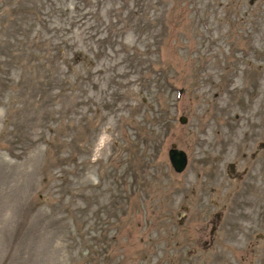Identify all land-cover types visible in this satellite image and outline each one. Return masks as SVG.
Here are the masks:
<instances>
[{
    "label": "rangeland",
    "instance_id": "1",
    "mask_svg": "<svg viewBox=\"0 0 264 264\" xmlns=\"http://www.w3.org/2000/svg\"><path fill=\"white\" fill-rule=\"evenodd\" d=\"M0 264H264V0H0Z\"/></svg>",
    "mask_w": 264,
    "mask_h": 264
},
{
    "label": "water",
    "instance_id": "2",
    "mask_svg": "<svg viewBox=\"0 0 264 264\" xmlns=\"http://www.w3.org/2000/svg\"><path fill=\"white\" fill-rule=\"evenodd\" d=\"M187 119L188 117L186 115L180 116V120L182 122H186ZM169 157L171 159L174 168L177 171H182L186 168L188 164V154L186 150L177 147L175 143H173V146L169 150Z\"/></svg>",
    "mask_w": 264,
    "mask_h": 264
},
{
    "label": "flooded vegetation",
    "instance_id": "3",
    "mask_svg": "<svg viewBox=\"0 0 264 264\" xmlns=\"http://www.w3.org/2000/svg\"><path fill=\"white\" fill-rule=\"evenodd\" d=\"M240 177H242V176H240ZM247 192H245L244 194H246ZM236 196H237V194H236ZM247 195H241V194H239V197H238V199H237V205L239 206V208H241V205L240 204H244V201H240V199H245V197H246ZM256 204V203H255ZM217 216H218V218H220V219H216L215 221H214V224H213V228H212V233H213V236L214 235H216V232L218 231V226L220 225V223H221V218H222V216H221V214L220 213H217ZM239 220L237 221V229L236 228H234V231H235V229L236 230H239V227L241 226L239 223ZM229 226H230V224H229ZM225 228H227L226 226H225ZM213 240H214V242L216 241V239H214V237H213ZM217 242H218V240H217ZM250 242H253V241H250Z\"/></svg>",
    "mask_w": 264,
    "mask_h": 264
}]
</instances>
